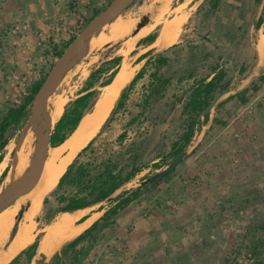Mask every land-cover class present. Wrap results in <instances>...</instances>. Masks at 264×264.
<instances>
[{
    "label": "rangeland",
    "instance_id": "rangeland-1",
    "mask_svg": "<svg viewBox=\"0 0 264 264\" xmlns=\"http://www.w3.org/2000/svg\"><path fill=\"white\" fill-rule=\"evenodd\" d=\"M109 1L0 0V118L7 107L20 103L22 96L46 74L56 58L52 46H60L75 35L90 19L92 11H100ZM201 1L133 0L117 19L112 15L106 18L98 32L81 46V57L48 94V98L54 95L48 103L51 117L56 120L66 103L78 94L105 48L113 46L109 55H121L117 70L135 68V73L140 68L144 59L137 63L135 58L147 44H138L137 34L122 43L123 38L118 37L125 33L117 28L120 24L130 22L133 26L145 14L150 16L149 22L158 13L154 20L161 22L175 15L181 17L179 43L165 50L168 62L159 69L162 76L170 77L171 84L161 97L149 103L136 121H131L139 113L143 86L152 69L147 66L129 91L125 111L121 115L117 112L103 127L92 148L78 157V162L88 164L93 174L98 162L106 157L127 170V158L135 154L141 170L120 185L119 192L132 188L154 172V162H166L165 154L182 129L180 102L190 84L187 76L181 82L176 81L179 74L192 70L195 77H203L218 63L225 68L226 78L231 80L229 86L234 88L246 79L260 55L263 65L257 76L264 78V60L257 49V39L264 35V21L258 29L254 27L257 15L264 8V0H218L215 8H210L209 2L198 7ZM180 4L184 6L177 13ZM17 21L27 25L13 33ZM157 26L154 30L158 36L160 24ZM155 49L158 48L143 52L161 51ZM240 63L246 69L238 74L236 69ZM257 83V90L246 92L244 103L233 96L216 106L211 113L218 121L213 123L212 119L204 138L188 157L176 164L158 184L142 189L136 200L114 216L115 223L103 228L96 241H80L75 251L62 258L61 264H264V81ZM25 123L4 146L0 172L5 166L10 168L18 146L22 145V152L26 150V127L22 130ZM203 125L195 127L187 146L199 136ZM11 171L10 168L4 180H0V191L17 178L22 169L12 180H7ZM74 191L73 186L63 184L58 193L69 195ZM46 196L47 202L42 204L41 199L35 217L40 216L43 208L52 212L61 206L62 203L55 201V195ZM34 201L19 197L4 211L8 215L21 211L24 214ZM102 205L101 210H97L98 203L83 208L78 212L79 217L94 214L95 220L110 206L108 202ZM62 214L65 213H58L50 224ZM16 215L10 227L13 222L17 227L20 224L14 219ZM34 221L36 235L42 232L40 242L47 225L44 226L41 219L34 218ZM9 230L0 248L6 242V249L11 241L7 239ZM253 247L256 248L253 250ZM53 253L48 254L42 264H48Z\"/></svg>",
    "mask_w": 264,
    "mask_h": 264
},
{
    "label": "trees",
    "instance_id": "trees-1",
    "mask_svg": "<svg viewBox=\"0 0 264 264\" xmlns=\"http://www.w3.org/2000/svg\"><path fill=\"white\" fill-rule=\"evenodd\" d=\"M218 0H202L198 7L203 2H209L210 8L217 6ZM258 2L259 0H255ZM99 9L92 11L90 18L95 15ZM264 21V8L261 9L259 15H257L254 21V27L259 28ZM74 37L72 34L67 40L60 46L53 45L52 52L54 57H57L63 48ZM157 37L156 30L152 31L141 40L139 43L151 44ZM179 42L174 43L164 50L151 53L150 50L139 54L135 61L138 63L143 60L140 68L132 75L130 80L121 88L113 106L110 109V114L103 121L96 135L90 139L87 144L76 154L75 158L67 165L64 172L59 176L54 188L49 192L51 195H55V201L62 203L55 211L43 208L40 216H36L35 220H42V224L48 225L55 218L58 213H72L83 210L93 204H97L100 200L110 194L115 188L124 184L130 180L136 173L141 170V164L137 163V156L135 154L129 156L127 170H124V166H117V163L109 158H103L98 162L97 170L91 174L89 171V165L83 162H78V157L82 155L86 150L91 149L93 142L96 140L103 127L116 117L118 112L120 115L125 111V104L128 98L129 91L133 88L136 81L142 77L147 70V66L152 69L148 71V80L143 86L142 96L139 101V113L133 116L130 120L136 121L137 116L142 114L151 101L157 100L162 96L165 89L171 84L170 77L162 76L159 73V69L167 64L168 57L164 55L166 49L175 47ZM113 46L105 48L101 54L99 63L92 68L86 78L84 79L83 86L80 88L78 94L66 103L63 107L61 114L54 122L53 127L49 134V145L55 147L63 139L73 133L77 128L82 116L89 112L95 99L99 93L101 87L109 85L113 77L119 69L122 57L120 54L109 55ZM108 57V58H106ZM106 58V59H104ZM51 66V65H50ZM245 65L240 63L237 65V73L241 74L245 70ZM45 73L31 86L29 92L22 96L20 103L7 107L6 113L0 118V161L2 162L3 148L7 144L8 140L15 135L26 122L29 115V102L36 92L39 84L42 82ZM190 79L188 90L183 100L180 102V115L183 117V125L181 131L177 134L176 138L171 142L169 150L165 154V160L163 163L154 162L152 165L154 168H160L163 164H166L172 159L178 152L184 149L191 141L194 134L195 127L198 124H204L208 118V113L202 115L200 119H196V116L202 110V108L210 101L214 93L230 85L231 80L226 78V70L224 67L215 63L211 66L210 71L203 77H195L192 70L187 71L186 74H179L176 77V81L181 82L185 77ZM264 81L261 75H258L256 79L242 91L235 94H228L217 103V107L221 102L227 100L230 97L235 96L239 102L244 103L247 100L245 95L248 90L255 91L258 89L259 84L257 82ZM180 98H177L179 101ZM216 118L213 119V123L217 122ZM119 137H122L119 135ZM63 140V141H64ZM62 141V142H63ZM61 142V143H62ZM59 145V144H58ZM57 145V146H58ZM95 157V156H93ZM188 157L185 156V158ZM2 159V160H1ZM0 162V163H1ZM174 168V167H173ZM171 168L165 172L161 177L147 182L136 188H128L119 192L111 201L109 207L103 210V212L85 229L79 234L64 242L58 250H56L50 257L48 264H61L62 258L68 255L69 252L75 251V247L82 240L90 239L91 242L96 241L98 234L103 232V228L111 226L115 223L114 216L122 210L131 201L136 200L142 191V189L150 186H155L162 179L167 177L173 170ZM9 168L5 166L0 172V180L7 174ZM3 178V180H4ZM63 184H69L73 186L75 191L72 194L66 195L58 193ZM47 202V196L42 198V204ZM103 205H98L97 210H101ZM86 216H81L79 220L83 222ZM17 224L14 223L10 229L8 239H12L16 232ZM264 230V226L262 227ZM83 232V233H82ZM39 232L32 242L27 246L19 250L6 264H30L33 256L38 250ZM256 247H253V250ZM24 259L22 262L21 260ZM225 264V263H223Z\"/></svg>",
    "mask_w": 264,
    "mask_h": 264
},
{
    "label": "bare ground",
    "instance_id": "bare-ground-1",
    "mask_svg": "<svg viewBox=\"0 0 264 264\" xmlns=\"http://www.w3.org/2000/svg\"><path fill=\"white\" fill-rule=\"evenodd\" d=\"M183 6L184 4H180L179 7L176 8L177 13H180V9ZM159 14L160 13H158V15ZM156 17L150 19V22L152 23H150L148 20L140 27L136 26L137 22H135L133 26L130 22H125L122 25L120 24V26L118 25L119 27L117 28H120L125 33L118 38H123V43L125 40L134 37L137 34L139 35V38L137 40H141L143 37L154 31V28L158 24H160V33L153 42V46L164 49L177 42L183 24L181 17L179 15H175L172 18L165 20V22H161V20H154ZM117 18L118 16L116 17V19ZM149 23L150 25H148ZM108 25H110V23ZM257 49L264 60V35L260 36L257 43ZM260 61H262V59ZM134 71L135 68L128 67L122 68L117 71L112 82L109 85L101 88V90L103 89V92L101 93V90L99 91V97L97 96V98L95 99L92 109L82 116L75 132L70 134L58 146L48 147L43 165L42 175L37 180V182L33 184V186L27 191L19 195L11 204L0 210L1 243L6 237V232L9 230L10 224L12 222V217L16 215L12 213L11 215H8V213H6L4 210L11 206L19 197H22L26 201L30 202L31 200H35L34 203H32L31 207L24 214L23 211L20 212L21 216L18 219L20 224L18 225L17 230L5 251L2 253L0 252V264L7 263L19 250L32 242L37 231V226L34 218L35 214L40 209L41 199L52 190L59 176L64 172L67 165L72 161V159L75 158L76 154L87 144L90 139H92L96 135L108 113L110 114L109 111L116 100L117 94L120 92L121 88L130 80V78L134 74ZM53 97L54 95L49 97L48 102H50ZM44 127L45 128H43V130L41 131V136L46 138L48 134L46 130L47 124H45ZM24 128L26 150L22 152V145L16 148L15 153H13L12 155V162L10 166L12 171L9 173L7 180H12L14 176L20 172L21 169L22 171L19 176L17 175L18 177L14 181H12V183L27 178L32 172L31 145L34 138L30 127V122L28 120L26 121L22 130ZM78 212L80 211L62 214V217L60 216L61 218L59 220L46 226V228L43 230V237L38 244V254L40 253L46 257L48 254L53 253L55 248L60 247L64 242L79 234L83 229L90 225L92 221H94L95 216L94 214H92L90 216H87L86 219L81 222L79 220L80 217Z\"/></svg>",
    "mask_w": 264,
    "mask_h": 264
},
{
    "label": "water",
    "instance_id": "water-1",
    "mask_svg": "<svg viewBox=\"0 0 264 264\" xmlns=\"http://www.w3.org/2000/svg\"><path fill=\"white\" fill-rule=\"evenodd\" d=\"M132 1L133 0H110L74 35V37L63 48L61 53L54 59L53 63L47 70L42 82L39 84L36 92L29 102V115L27 120L30 122V127L34 138L31 145L32 172L27 178L10 183L0 191V210L7 207L19 195L31 188L42 175L47 150L50 146L48 142L49 134L54 122L57 120H53L51 117V106L47 101L48 94L52 90L55 82L65 73L68 68L72 67L76 63L79 57H81V46L85 44V42H87L91 36L98 32L99 27L105 22L106 18L109 15L117 16L121 11L129 6ZM149 18V14L143 15L142 18L137 22L136 26L140 27L143 23L148 21ZM262 65L263 62L258 59L246 75V79L239 86L234 88L227 86L214 93L210 101L196 116V119L198 120L202 115L208 113V118L204 123L199 136L194 140V142L178 152L162 168H156L154 172L139 180L132 188H136L137 186H141L151 180L161 177L165 172L173 168L187 154L194 150L204 138L212 122L213 114L211 112L216 107L218 101H220V99L226 94H235L242 91L244 88H247L255 80ZM45 124H47L46 130L48 133L46 138L41 136V131L43 130ZM118 193L119 187L115 188L110 194L100 200L98 205H102L111 201ZM20 216L21 213H18L17 217L19 218ZM44 260L45 256L40 253L38 254L36 250V253L33 256L32 262L30 264H42Z\"/></svg>",
    "mask_w": 264,
    "mask_h": 264
},
{
    "label": "crops",
    "instance_id": "crops-1",
    "mask_svg": "<svg viewBox=\"0 0 264 264\" xmlns=\"http://www.w3.org/2000/svg\"><path fill=\"white\" fill-rule=\"evenodd\" d=\"M258 38H259V37H258ZM258 40H259V39H257V42H258ZM154 41H155V40H154ZM154 41H153V42H154ZM153 42H152L151 44H149V45L144 46L143 51H144L145 49H148V48H157V47H153ZM176 43H177V42H176ZM164 49H165V48H164ZM155 50H163V49H159V48H158V49H155ZM143 51H141V52H143ZM141 52H140V53H141ZM140 53H138V54H140ZM138 54H137V55H138ZM137 55H136V56H137ZM259 59H260V55H259ZM77 211H78V210H77ZM85 216H88V215H85ZM19 218H20V217H19ZM19 218L16 216V218H15L16 221H18ZM84 219H86V218L84 217ZM81 221H82V220H81ZM92 222H93V221H92ZM92 222H91V223H92ZM14 223H15V222H13V224H14ZM80 223H81V222H80ZM91 223H90V224H91ZM13 224L11 225V227L13 226ZM88 226H89V225H88ZM11 227H10V229H11ZM9 232H10V230H9ZM9 232H8V236H9ZM8 236H7V239H8ZM7 241H8V240H7ZM6 245H7V243L4 242L3 245H2V247L0 248V252H1V253L5 251V247H6ZM58 249H59V248H58Z\"/></svg>",
    "mask_w": 264,
    "mask_h": 264
},
{
    "label": "built area",
    "instance_id": "built-area-1",
    "mask_svg": "<svg viewBox=\"0 0 264 264\" xmlns=\"http://www.w3.org/2000/svg\"><path fill=\"white\" fill-rule=\"evenodd\" d=\"M26 25L27 24H23V21H20L19 23L17 21V23L12 28V32L14 33V32H16L19 29H24L26 27Z\"/></svg>",
    "mask_w": 264,
    "mask_h": 264
}]
</instances>
